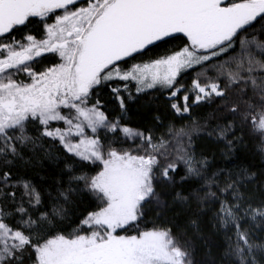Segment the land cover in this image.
Wrapping results in <instances>:
<instances>
[{
	"label": "snow or ice",
	"instance_id": "snow-or-ice-1",
	"mask_svg": "<svg viewBox=\"0 0 264 264\" xmlns=\"http://www.w3.org/2000/svg\"><path fill=\"white\" fill-rule=\"evenodd\" d=\"M0 264H264V0H0Z\"/></svg>",
	"mask_w": 264,
	"mask_h": 264
},
{
	"label": "trees",
	"instance_id": "trees-1",
	"mask_svg": "<svg viewBox=\"0 0 264 264\" xmlns=\"http://www.w3.org/2000/svg\"><path fill=\"white\" fill-rule=\"evenodd\" d=\"M252 159L255 163L259 164L260 163V158L258 156H252Z\"/></svg>",
	"mask_w": 264,
	"mask_h": 264
}]
</instances>
